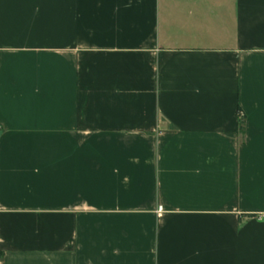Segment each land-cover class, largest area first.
<instances>
[{
  "label": "crops",
  "instance_id": "crops-1",
  "mask_svg": "<svg viewBox=\"0 0 264 264\" xmlns=\"http://www.w3.org/2000/svg\"><path fill=\"white\" fill-rule=\"evenodd\" d=\"M0 264H264V0H0Z\"/></svg>",
  "mask_w": 264,
  "mask_h": 264
},
{
  "label": "built area",
  "instance_id": "built-area-1",
  "mask_svg": "<svg viewBox=\"0 0 264 264\" xmlns=\"http://www.w3.org/2000/svg\"><path fill=\"white\" fill-rule=\"evenodd\" d=\"M158 210H161V207H159Z\"/></svg>",
  "mask_w": 264,
  "mask_h": 264
}]
</instances>
